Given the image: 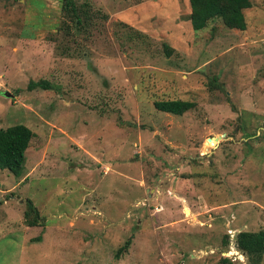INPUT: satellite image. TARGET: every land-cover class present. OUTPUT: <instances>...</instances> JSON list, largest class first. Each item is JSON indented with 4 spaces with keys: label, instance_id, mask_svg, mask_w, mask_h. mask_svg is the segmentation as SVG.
<instances>
[{
    "label": "rangeland",
    "instance_id": "1",
    "mask_svg": "<svg viewBox=\"0 0 264 264\" xmlns=\"http://www.w3.org/2000/svg\"><path fill=\"white\" fill-rule=\"evenodd\" d=\"M72 1L82 26L60 0H0V128L32 133L21 175L0 170V264H247L235 234L264 231V0L243 31H193L187 0Z\"/></svg>",
    "mask_w": 264,
    "mask_h": 264
},
{
    "label": "trees",
    "instance_id": "2",
    "mask_svg": "<svg viewBox=\"0 0 264 264\" xmlns=\"http://www.w3.org/2000/svg\"><path fill=\"white\" fill-rule=\"evenodd\" d=\"M61 9L67 17L74 19V26H82V21L77 14V8L72 0H60ZM189 6L188 21L193 31L201 30L212 20H219L229 30L243 31L245 22L243 11L250 8L249 0H187ZM86 11H79L85 14ZM28 90H49L51 86L46 80L28 81ZM193 104L180 100H160L153 102V108L161 113L172 116H181L191 109ZM32 137L31 131L21 124H14L0 128V170L7 171L19 177L23 170L24 152ZM23 218L27 226H35L39 222L37 210L29 200L25 201ZM36 240H39L37 237ZM129 240L116 251L114 257L125 252ZM235 249L244 255L247 264H260L264 251V231L237 232L234 236Z\"/></svg>",
    "mask_w": 264,
    "mask_h": 264
},
{
    "label": "water",
    "instance_id": "3",
    "mask_svg": "<svg viewBox=\"0 0 264 264\" xmlns=\"http://www.w3.org/2000/svg\"><path fill=\"white\" fill-rule=\"evenodd\" d=\"M3 95H4L5 97H9V95H8L6 92H4Z\"/></svg>",
    "mask_w": 264,
    "mask_h": 264
}]
</instances>
